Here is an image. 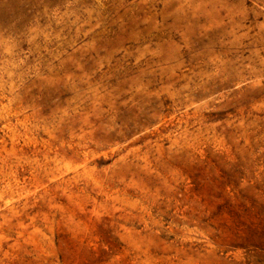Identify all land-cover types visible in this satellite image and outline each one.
Here are the masks:
<instances>
[{
  "label": "rangeland",
  "instance_id": "374dc122",
  "mask_svg": "<svg viewBox=\"0 0 264 264\" xmlns=\"http://www.w3.org/2000/svg\"><path fill=\"white\" fill-rule=\"evenodd\" d=\"M0 264H264V0H0Z\"/></svg>",
  "mask_w": 264,
  "mask_h": 264
}]
</instances>
